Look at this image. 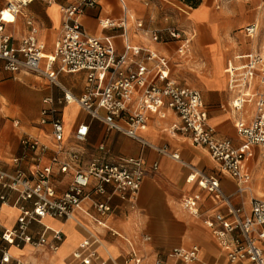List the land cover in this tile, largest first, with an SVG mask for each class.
Listing matches in <instances>:
<instances>
[{
  "label": "crops",
  "instance_id": "obj_1",
  "mask_svg": "<svg viewBox=\"0 0 264 264\" xmlns=\"http://www.w3.org/2000/svg\"><path fill=\"white\" fill-rule=\"evenodd\" d=\"M77 0H33L24 12L32 17L37 27V36L45 46V54L53 50L55 41L60 38L62 17L60 8ZM127 6L126 38L131 46L156 51L167 57L169 77L180 85L198 90L207 112V124L219 138H228L234 145L241 140L234 128V113L231 101L234 93L228 90V69L239 72L252 52L264 53V0H201L196 7L174 5L170 0H125ZM4 4L0 0V7ZM121 3L118 0H98L94 8H85L79 17L80 24L88 34L102 37L110 36L116 53L123 50L122 30L119 27H104L101 22L114 23L122 18ZM184 5V4H182ZM103 19V20H102ZM142 22V29L135 27L136 21ZM101 21V22H100ZM257 23L258 31L252 38L243 33L250 23ZM16 26V27H15ZM173 27L182 31L188 38L183 55L176 49L180 41L164 37V41L150 40L144 30H161ZM14 39L26 32L24 18L17 16L15 23L5 27ZM16 30V31H15ZM150 65V63H148ZM85 74L60 73L58 81L75 95H80L84 86ZM257 87V84H256ZM61 91L40 76L32 73L12 74L0 72V166L6 171L19 169L24 172L32 169L37 151L25 149L22 138H34L46 146L39 163L47 164L53 154L54 141L49 124H39L40 111L45 97L57 99ZM63 122V146L84 152V160L104 158H137L144 161L146 174L134 199H121L117 194L108 200L112 211L104 218L108 229L94 225L80 212L76 213L90 227L99 239L95 248L93 264H132L128 260L130 250L142 257L140 264H155L157 259L163 264H181L179 260L168 257L166 253L175 247L187 248L192 244L199 247L201 256L209 264H229L217 241L204 225L203 220L214 211H225V207L216 202L197 186L196 181H187L192 170L205 175L216 176L224 193L234 191L235 182L226 174L220 173L205 148L195 146L186 133H171L169 126L177 118L168 110L165 117L151 114L142 137L157 146H166L176 152L179 160L161 155L149 147L116 131H109L95 119L73 103L59 106ZM17 124H13V121ZM80 123L89 126L84 142L73 140V131ZM102 144L105 148L98 150ZM12 157H23L14 164ZM153 162L158 164L156 171L151 170ZM244 163L250 176L251 195L264 196V147L249 145L244 148ZM70 181L68 174H55L53 182L58 192H63ZM108 192L111 188L107 187ZM6 194V202H0V231L13 228L18 218V207L13 203L15 193L5 191L0 186V195ZM199 193L201 195L200 214L193 216L182 207V197ZM95 200H104L96 196ZM232 202L241 204L249 211V194L232 197ZM27 205V203H24ZM84 205L89 207V201ZM60 230L63 239L56 250L47 245L34 247L23 244L20 247L9 246L8 253L12 264L18 259L24 264H79L76 251H84L81 243L89 238L87 231L70 219L44 216L38 222L29 225L27 232L38 236L44 227ZM46 240L51 241V233L46 231ZM150 238L149 240L143 237Z\"/></svg>",
  "mask_w": 264,
  "mask_h": 264
},
{
  "label": "built area",
  "instance_id": "obj_2",
  "mask_svg": "<svg viewBox=\"0 0 264 264\" xmlns=\"http://www.w3.org/2000/svg\"><path fill=\"white\" fill-rule=\"evenodd\" d=\"M33 0H3L0 7V72L12 74L32 73L40 76L61 91L57 99L45 97L40 111L39 124H49L54 141L53 154L47 164H40L39 159L45 153L46 146L34 138H22V146L30 151H37L34 167L28 172L15 169L6 171L0 166V186L5 191L15 193L14 205L18 207V218L13 228L0 231V262L8 263L11 256L9 246L20 247L29 244L34 247L47 245L56 250L63 239L60 230L44 227L38 236L27 232L29 225L42 217L70 219L84 228L89 238L81 243L84 251H76L79 264H93L96 257L93 245L99 244L96 233L87 224L77 218L80 212L85 218L98 226L115 233L106 221L112 209L108 200L117 194L121 199H134L146 174L142 158H118L107 160L92 158L84 160V152L63 146L64 130L59 106L73 103L91 119L100 121L109 131H116L149 147L155 152L179 160L176 152L166 146L153 145L145 140L141 132L147 128L151 114L165 117L168 110L177 118L168 131L188 134L191 143L207 150L211 160L220 173L231 177L235 182L232 193H224L216 176L205 175L194 170L187 176L186 182L196 181L197 186L205 191L210 199L225 207L224 212L214 211L203 220L223 251L229 264H264V198L252 196L250 176L244 163V148L249 145L264 147V53L256 51L248 55L247 62L237 72L228 69V90L234 93L231 111L234 113V128L241 140L234 145L228 138H219L207 124L200 92L189 86L180 85L169 77L167 57L149 49L131 46L126 38L127 6L121 3L122 18L119 22L100 21L104 27H119L122 30L123 50L116 53L110 36L96 37L83 30L79 17L85 8H94L98 0H77L60 8L62 17L61 35L53 50L45 54V46L38 39V29L33 19L24 9ZM4 10L10 13L12 21L3 20ZM17 16L24 18L26 32L19 39H14L6 32L7 24L15 23ZM257 23H250L243 28L246 37L252 38L258 31ZM135 27L142 29V22L136 21ZM150 40L164 41L169 37L180 41L176 49L183 55L188 38L182 31L173 27L161 30H144ZM150 63V65H148ZM85 74V81L80 95L66 89L59 81L60 73ZM257 84V87H256ZM17 124V121H13ZM89 126L78 124L72 138L84 142ZM98 150L105 147L97 146ZM23 157H12L17 164ZM158 164L153 162L151 170L156 171ZM55 174H68L70 183L63 192H58L53 182ZM107 187L111 190L108 192ZM249 194V211H244L241 204L232 202L233 196ZM104 196V200H95ZM6 194L0 195V202H6ZM89 201V207L84 205ZM201 195L193 193L182 197V207L191 215L200 214ZM24 203H27L25 205ZM46 231L51 233V241L46 240ZM146 240L150 238L143 237ZM181 264H209L199 257L196 244L175 247L166 253ZM128 260L140 264L142 257L133 249ZM12 264H24L13 259ZM97 264H105L99 262ZM155 264H163L157 259Z\"/></svg>",
  "mask_w": 264,
  "mask_h": 264
},
{
  "label": "trees",
  "instance_id": "obj_3",
  "mask_svg": "<svg viewBox=\"0 0 264 264\" xmlns=\"http://www.w3.org/2000/svg\"><path fill=\"white\" fill-rule=\"evenodd\" d=\"M182 2H184L185 4H188L192 7H196L199 5V3L201 2V0H180Z\"/></svg>",
  "mask_w": 264,
  "mask_h": 264
},
{
  "label": "rangeland",
  "instance_id": "obj_4",
  "mask_svg": "<svg viewBox=\"0 0 264 264\" xmlns=\"http://www.w3.org/2000/svg\"><path fill=\"white\" fill-rule=\"evenodd\" d=\"M170 3H172V4H174V5H176L177 6V4L179 5V6H186V7H191L190 5H188V4H185L184 2H182V1H180V0H170ZM182 4H184V5H182ZM103 20V19H102ZM263 198H264V196H263ZM200 258H201V256H200ZM202 261H205L204 259H202Z\"/></svg>",
  "mask_w": 264,
  "mask_h": 264
},
{
  "label": "bare ground",
  "instance_id": "obj_5",
  "mask_svg": "<svg viewBox=\"0 0 264 264\" xmlns=\"http://www.w3.org/2000/svg\"><path fill=\"white\" fill-rule=\"evenodd\" d=\"M5 13H7V16H5ZM3 17H4L3 18L4 21H7V22L12 21V17L10 16V13L8 11H6V10H4V12H3Z\"/></svg>",
  "mask_w": 264,
  "mask_h": 264
},
{
  "label": "snow or ice",
  "instance_id": "obj_6",
  "mask_svg": "<svg viewBox=\"0 0 264 264\" xmlns=\"http://www.w3.org/2000/svg\"><path fill=\"white\" fill-rule=\"evenodd\" d=\"M5 16H7V13H5Z\"/></svg>",
  "mask_w": 264,
  "mask_h": 264
}]
</instances>
